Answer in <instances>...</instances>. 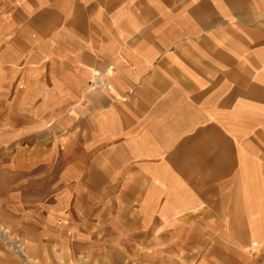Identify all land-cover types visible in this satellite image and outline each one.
I'll list each match as a JSON object with an SVG mask.
<instances>
[{"label": "crops", "instance_id": "obj_1", "mask_svg": "<svg viewBox=\"0 0 264 264\" xmlns=\"http://www.w3.org/2000/svg\"><path fill=\"white\" fill-rule=\"evenodd\" d=\"M0 194V264H264V0H0Z\"/></svg>", "mask_w": 264, "mask_h": 264}, {"label": "built area", "instance_id": "obj_2", "mask_svg": "<svg viewBox=\"0 0 264 264\" xmlns=\"http://www.w3.org/2000/svg\"><path fill=\"white\" fill-rule=\"evenodd\" d=\"M92 84L95 86V87H105L106 86V78L104 75H97L96 77H94L92 79Z\"/></svg>", "mask_w": 264, "mask_h": 264}, {"label": "rangeland", "instance_id": "obj_3", "mask_svg": "<svg viewBox=\"0 0 264 264\" xmlns=\"http://www.w3.org/2000/svg\"><path fill=\"white\" fill-rule=\"evenodd\" d=\"M3 195L2 194H0V198L2 197ZM133 264H135V262H132Z\"/></svg>", "mask_w": 264, "mask_h": 264}, {"label": "bare ground", "instance_id": "obj_4", "mask_svg": "<svg viewBox=\"0 0 264 264\" xmlns=\"http://www.w3.org/2000/svg\"><path fill=\"white\" fill-rule=\"evenodd\" d=\"M1 230V229H0Z\"/></svg>", "mask_w": 264, "mask_h": 264}]
</instances>
